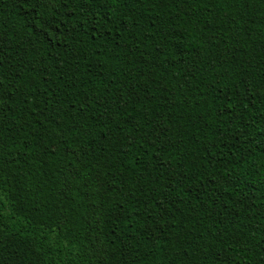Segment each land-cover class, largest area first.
<instances>
[{"label": "trees", "instance_id": "trees-1", "mask_svg": "<svg viewBox=\"0 0 264 264\" xmlns=\"http://www.w3.org/2000/svg\"><path fill=\"white\" fill-rule=\"evenodd\" d=\"M0 264H264V0H0Z\"/></svg>", "mask_w": 264, "mask_h": 264}]
</instances>
